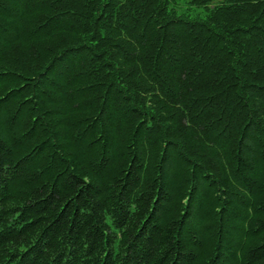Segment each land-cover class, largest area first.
<instances>
[{
    "label": "trees",
    "instance_id": "obj_1",
    "mask_svg": "<svg viewBox=\"0 0 264 264\" xmlns=\"http://www.w3.org/2000/svg\"><path fill=\"white\" fill-rule=\"evenodd\" d=\"M0 264H264V0H0Z\"/></svg>",
    "mask_w": 264,
    "mask_h": 264
}]
</instances>
